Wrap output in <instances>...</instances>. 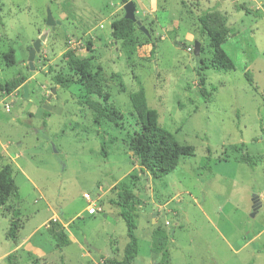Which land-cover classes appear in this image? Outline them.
I'll list each match as a JSON object with an SVG mask.
<instances>
[{
  "label": "rangeland",
  "instance_id": "obj_1",
  "mask_svg": "<svg viewBox=\"0 0 264 264\" xmlns=\"http://www.w3.org/2000/svg\"><path fill=\"white\" fill-rule=\"evenodd\" d=\"M133 1L148 34L137 24L138 47L129 60L112 36V22L126 16L123 0H0V168L13 166L19 189L0 206V264H10L11 253L18 264L121 260L129 237L112 203L119 183L140 198L133 264L159 263L152 251L158 228L169 235V264H264V0ZM206 10L227 20L231 33L223 48L234 71L220 73L208 64L209 40L199 34L198 21ZM43 35L31 70L30 49ZM197 40L207 64L200 73ZM11 49L15 63L9 66ZM70 49L93 56L95 71L102 67L113 101L131 124L130 95L144 87L160 123L194 146L195 155L160 178L142 169L127 131L97 126L79 85L66 88L55 80L72 74ZM20 76L26 82L8 92L5 84ZM245 151L256 158L255 167L241 161ZM85 193L98 213L87 211ZM255 196L262 204L254 212ZM17 208L22 229L13 241L7 233ZM52 221L64 226L70 245H57L48 229Z\"/></svg>",
  "mask_w": 264,
  "mask_h": 264
},
{
  "label": "trees",
  "instance_id": "obj_2",
  "mask_svg": "<svg viewBox=\"0 0 264 264\" xmlns=\"http://www.w3.org/2000/svg\"><path fill=\"white\" fill-rule=\"evenodd\" d=\"M128 0H123L127 3ZM243 8V6H239ZM199 34L209 40L211 54L208 64L220 73H228L236 69L234 60L224 50L223 44L230 37V28L225 16L219 11L206 10L199 16ZM137 23L125 16L112 22V36L121 41L127 58L130 60L136 53L138 40L136 36ZM92 43H88V49L92 50ZM203 52V51H202ZM9 66L15 63V49H11L5 56ZM67 65L72 74L62 73L55 76V80L66 88L74 84L79 85V96L81 100L93 110L94 123L102 128L104 125H115L125 129L128 133L129 147L138 157L142 169L151 173L155 178H160L173 172L181 163L183 158L194 156L195 147L180 142L175 134L160 123L157 109L151 107L147 100L144 87L131 93L130 98L134 107L131 114L134 123L129 122V117L112 99V93L103 78L102 67L98 70L93 68V56L79 57L75 50L66 53ZM206 59L199 57L200 73L207 69ZM249 82L254 83L250 72H246ZM27 77H16L5 84V89L12 92L26 82ZM200 89L202 94L209 98L211 93L206 89V78L200 77ZM46 116L50 112L46 111ZM46 125L47 123L44 122ZM245 146V144H243ZM103 154H107V144L102 143ZM1 159V153H0ZM241 161L251 167L257 165L256 158L245 151ZM138 176H134L137 178ZM18 185L14 177V168L6 164L0 168V206H5L13 196L18 195ZM112 203L119 209L121 217L127 226L129 241L124 250L121 260L111 257L108 264H133L139 255V239L136 234L137 213L136 209L140 198L134 193L131 186L126 183L118 184L117 199ZM20 209L17 208L13 214L7 238L17 241L22 226L20 225ZM56 240L57 245L68 246L71 244L70 237L66 234L64 226L58 221H52L48 228ZM169 235L163 228H158L153 233L152 251L158 254V264H169ZM10 264H18L15 254L7 257Z\"/></svg>",
  "mask_w": 264,
  "mask_h": 264
},
{
  "label": "water",
  "instance_id": "obj_3",
  "mask_svg": "<svg viewBox=\"0 0 264 264\" xmlns=\"http://www.w3.org/2000/svg\"><path fill=\"white\" fill-rule=\"evenodd\" d=\"M124 8H125V11H126V16L125 17L135 21L140 26L141 30L144 31L146 34H148L147 29L145 28L144 25H142L141 20H139V17L136 14V5H135L134 1L133 0H128L127 3L124 5ZM54 23L55 22H54L52 13L49 11L48 24L52 25ZM45 37L46 36L43 35V36H41V38L37 39L34 42L33 47L30 49V52H29V64H30L31 70L35 69L34 60H35L37 51H40L41 43L45 39ZM200 53H201V42L197 40L195 42V48H194V55H195L196 61H199ZM25 96H28V90H27L26 86H25ZM45 107L47 109H49V110L51 109L48 106H45ZM261 204H262V202L260 200V197L259 196H255L254 203H253L254 212L257 211L259 209V207H261ZM92 248H94V247H92ZM97 251H99V250H97Z\"/></svg>",
  "mask_w": 264,
  "mask_h": 264
},
{
  "label": "built area",
  "instance_id": "obj_4",
  "mask_svg": "<svg viewBox=\"0 0 264 264\" xmlns=\"http://www.w3.org/2000/svg\"><path fill=\"white\" fill-rule=\"evenodd\" d=\"M84 198L88 201L87 211L90 214H96L99 212V208L95 199L90 197L89 194L85 193Z\"/></svg>",
  "mask_w": 264,
  "mask_h": 264
}]
</instances>
